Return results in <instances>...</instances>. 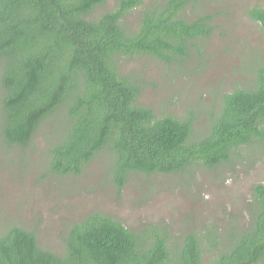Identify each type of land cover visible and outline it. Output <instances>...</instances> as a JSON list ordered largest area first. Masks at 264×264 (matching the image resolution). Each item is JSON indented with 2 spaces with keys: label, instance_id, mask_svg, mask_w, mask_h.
<instances>
[{
  "label": "trees",
  "instance_id": "16d2710c",
  "mask_svg": "<svg viewBox=\"0 0 264 264\" xmlns=\"http://www.w3.org/2000/svg\"><path fill=\"white\" fill-rule=\"evenodd\" d=\"M0 0V133L9 146L27 147L46 120L61 123L47 155L48 170L80 175L99 154L109 158L118 187L129 173L172 174L216 167L241 148L264 145V63L251 85L223 95L208 132L194 118L157 115L138 105L142 88L121 73L123 57L151 56L171 63L190 55L195 41L213 32L211 16L187 20L190 0L144 6L118 0ZM135 27L126 17L135 8ZM250 16L264 27V9ZM55 129V130H56ZM249 221L227 236L142 232L94 213L69 224L62 253L43 248L34 231L13 225L0 232V264H264V184L252 191ZM211 246L218 251H211ZM213 255L205 260L203 253Z\"/></svg>",
  "mask_w": 264,
  "mask_h": 264
},
{
  "label": "rangeland",
  "instance_id": "374dc122",
  "mask_svg": "<svg viewBox=\"0 0 264 264\" xmlns=\"http://www.w3.org/2000/svg\"><path fill=\"white\" fill-rule=\"evenodd\" d=\"M106 0L94 16L116 6ZM167 0H143L144 6ZM264 0H190L182 16H211L213 32L195 41L190 55L170 64L151 56L123 57L121 73L133 75L142 88L138 105L157 115L194 118L197 134L209 131L223 95L251 85L255 68L264 63V27L249 11ZM135 8L126 22H140ZM0 85V106L1 94ZM61 123L43 122L27 147L9 146L0 133V232L13 225L34 231L39 244L62 253L69 224L100 213L135 232L167 229L170 242L195 232L214 239L249 221L252 191L264 184V145L241 148L220 166H194L172 174L129 173L118 187L109 158L99 154L80 175L62 176L47 166V152ZM56 129V130H55ZM1 130V128H0ZM211 251H218L211 246ZM215 253V252H213ZM213 253L205 251L204 259Z\"/></svg>",
  "mask_w": 264,
  "mask_h": 264
}]
</instances>
